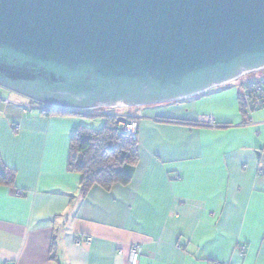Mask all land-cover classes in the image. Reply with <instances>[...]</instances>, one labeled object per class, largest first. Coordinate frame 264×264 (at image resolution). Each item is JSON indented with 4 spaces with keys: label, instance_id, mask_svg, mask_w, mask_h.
<instances>
[{
    "label": "crops",
    "instance_id": "crops-1",
    "mask_svg": "<svg viewBox=\"0 0 264 264\" xmlns=\"http://www.w3.org/2000/svg\"><path fill=\"white\" fill-rule=\"evenodd\" d=\"M233 84L119 113L138 121L131 182L85 197L70 138L101 120L42 115L0 87V159L15 171L0 185V264H130L135 243L137 264H264V110L247 120ZM209 115L216 126L194 124Z\"/></svg>",
    "mask_w": 264,
    "mask_h": 264
},
{
    "label": "water",
    "instance_id": "water-1",
    "mask_svg": "<svg viewBox=\"0 0 264 264\" xmlns=\"http://www.w3.org/2000/svg\"><path fill=\"white\" fill-rule=\"evenodd\" d=\"M261 69L264 0H0V87L55 109L172 102Z\"/></svg>",
    "mask_w": 264,
    "mask_h": 264
},
{
    "label": "trees",
    "instance_id": "trees-1",
    "mask_svg": "<svg viewBox=\"0 0 264 264\" xmlns=\"http://www.w3.org/2000/svg\"><path fill=\"white\" fill-rule=\"evenodd\" d=\"M241 110L243 112V108ZM44 115L79 116L101 120L100 128H76L70 138L67 170L80 175L81 197H85L95 186L110 191L115 184L128 185L131 182L139 162L138 140H133L123 131L121 122L117 121L119 115L100 116L89 114L87 111L55 108L47 109ZM194 124L208 126L199 122ZM14 179L15 171L9 169L0 159V185L12 186ZM53 246V259H56V244L53 243Z\"/></svg>",
    "mask_w": 264,
    "mask_h": 264
},
{
    "label": "built area",
    "instance_id": "built-area-1",
    "mask_svg": "<svg viewBox=\"0 0 264 264\" xmlns=\"http://www.w3.org/2000/svg\"><path fill=\"white\" fill-rule=\"evenodd\" d=\"M240 81L239 85V102L241 108H243V113L250 121L251 114L258 110H264V69L254 71L251 73H244L239 76L234 81ZM233 82V81H232ZM29 100V99H28ZM34 106H36L40 113L44 115L47 109L53 108L51 106L41 104L32 100H29ZM120 117L125 118L124 122H121L123 131L131 137L133 140L137 139L138 121L136 117H129L127 115H121ZM197 122L206 124L208 126H216L215 120L212 116H207L205 118H200ZM15 130L19 129V125H16ZM263 171H260L262 174ZM22 191L18 190L17 195H22ZM83 242L89 244L90 239L86 238L83 241L76 239V243ZM244 248L241 251L244 252ZM120 253H122L120 251ZM142 255L141 245L135 243L128 248V262L130 264H137L140 256ZM211 264H221V263H211Z\"/></svg>",
    "mask_w": 264,
    "mask_h": 264
},
{
    "label": "rangeland",
    "instance_id": "rangeland-1",
    "mask_svg": "<svg viewBox=\"0 0 264 264\" xmlns=\"http://www.w3.org/2000/svg\"><path fill=\"white\" fill-rule=\"evenodd\" d=\"M232 83H234L233 85H234V89H232V90H234L235 92H237V88L239 89V85H240V81H233ZM2 88V87H1ZM0 88V91L1 90H3V89H1ZM5 90H7V89H5ZM8 91V90H7ZM12 95H17V96H15V97H20V98H22V99H24V100H26V98L25 97H23V96H20L19 94H16V93H14V92H11V91H9ZM134 108V107H133ZM125 109H128V107H118V108H107V107H104V108H96V109H92V110H87V113H89V114H94V115H106V114H110V115H118L119 113H121V112H125L126 110ZM258 111H261V110H258Z\"/></svg>",
    "mask_w": 264,
    "mask_h": 264
}]
</instances>
